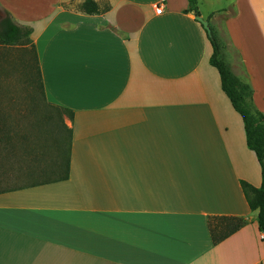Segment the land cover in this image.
I'll use <instances>...</instances> for the list:
<instances>
[{
	"label": "crops",
	"instance_id": "0c3cea01",
	"mask_svg": "<svg viewBox=\"0 0 264 264\" xmlns=\"http://www.w3.org/2000/svg\"><path fill=\"white\" fill-rule=\"evenodd\" d=\"M83 1L0 0V21L31 30L44 95L70 131L66 179L51 167L46 183L0 193V264H264L241 188L260 186V166L188 1L93 0L98 15ZM197 9L264 114V0ZM218 218L244 225L214 244Z\"/></svg>",
	"mask_w": 264,
	"mask_h": 264
},
{
	"label": "rangeland",
	"instance_id": "374dc122",
	"mask_svg": "<svg viewBox=\"0 0 264 264\" xmlns=\"http://www.w3.org/2000/svg\"><path fill=\"white\" fill-rule=\"evenodd\" d=\"M219 41L225 44L222 33ZM36 63L28 42L0 45V141L8 136L10 146L4 152L0 144V191L40 182L42 175L56 172L50 161L63 159L51 145L67 113L49 103L39 88Z\"/></svg>",
	"mask_w": 264,
	"mask_h": 264
},
{
	"label": "trees",
	"instance_id": "16d2710c",
	"mask_svg": "<svg viewBox=\"0 0 264 264\" xmlns=\"http://www.w3.org/2000/svg\"><path fill=\"white\" fill-rule=\"evenodd\" d=\"M187 1L188 9L185 12H194L195 16H199L197 9V0ZM80 10L86 15H98L102 12V10L99 9L97 4L93 0H84L80 6ZM210 30V35H208L205 31L213 50L209 63L218 71L221 89L226 95V97L229 99L232 108L240 115L242 119L247 147L255 153L260 166V186L258 188H253L247 183L241 182V188L249 209L251 211L258 212V229L264 236V114L260 113L254 108L251 100L252 90L247 84V82L234 76L230 68L223 61L221 57V45L213 29L210 28ZM30 34V29L18 27L8 18H5L0 21V45L2 46H14L27 43V39ZM36 74L39 88L43 92L38 65L36 68ZM1 119L2 115L0 114V120ZM58 128V137L57 139H55L56 141L54 143L52 142L51 147L56 150V153H60L61 155H63V159L60 160V162L53 160L49 164L53 168L63 169L64 176L61 178H54L51 181L64 180L68 176L70 155V131L63 126L62 122H60ZM65 133L68 134L66 149H64L63 147L64 143L66 142L64 136ZM22 137L25 138L23 133ZM4 138L5 137H2V139ZM7 140L8 136L5 138L4 143L0 141L2 150L4 152H7L8 147H10L8 145L9 143H7ZM39 140H41V136ZM46 182L47 181H43L39 184ZM3 191H0V193ZM212 223H214V226H212ZM243 225L244 221L238 218H218L210 220V233L212 236L213 243L217 244L223 241L224 239L238 231Z\"/></svg>",
	"mask_w": 264,
	"mask_h": 264
},
{
	"label": "water",
	"instance_id": "95a60500",
	"mask_svg": "<svg viewBox=\"0 0 264 264\" xmlns=\"http://www.w3.org/2000/svg\"><path fill=\"white\" fill-rule=\"evenodd\" d=\"M195 20L203 27V29L207 32V34L210 35L211 30H210L208 21L202 19L199 16H196Z\"/></svg>",
	"mask_w": 264,
	"mask_h": 264
},
{
	"label": "built area",
	"instance_id": "2783aa9c",
	"mask_svg": "<svg viewBox=\"0 0 264 264\" xmlns=\"http://www.w3.org/2000/svg\"><path fill=\"white\" fill-rule=\"evenodd\" d=\"M157 13H158V14L161 13V8H157Z\"/></svg>",
	"mask_w": 264,
	"mask_h": 264
}]
</instances>
